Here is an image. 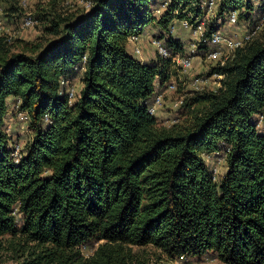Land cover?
Listing matches in <instances>:
<instances>
[{"label":"trees","instance_id":"16d2710c","mask_svg":"<svg viewBox=\"0 0 264 264\" xmlns=\"http://www.w3.org/2000/svg\"><path fill=\"white\" fill-rule=\"evenodd\" d=\"M0 3L5 15L24 8ZM158 4L92 0L41 15L52 39L0 36V248L20 252L21 264H148L135 249L147 246L171 259L264 264V41L256 34L213 66L219 87L197 91L179 108L187 118L162 125L148 108L172 64L142 59L131 38L156 24V38L185 52L172 23L196 25L206 11L201 0H172L158 15ZM254 6L218 0L217 15L242 19ZM218 28L213 20L205 36ZM9 98L30 132L23 146L5 127ZM220 153L217 178L208 160Z\"/></svg>","mask_w":264,"mask_h":264},{"label":"rangeland","instance_id":"374dc122","mask_svg":"<svg viewBox=\"0 0 264 264\" xmlns=\"http://www.w3.org/2000/svg\"><path fill=\"white\" fill-rule=\"evenodd\" d=\"M264 0H253L255 3L254 7H257V10L254 14H249L246 18H240L239 23L232 26L228 21L223 20L217 15V8L209 12L205 9L204 22L205 27H210L211 22L214 20L219 25V31L228 37H235L243 35L258 19L260 12H264L263 5ZM162 2L159 0L157 7L161 5ZM6 5L4 4V7ZM82 4L81 0H29L28 5L23 8V10L13 11L8 10L5 15L6 28L13 37L15 44L18 42H37L45 41L46 38L52 39L50 35L45 32L44 24L47 21L40 20L41 15L46 17H52L53 8H59L70 12L81 10ZM156 7V8H157ZM52 11V12H51ZM27 13H33L37 19V23L32 28H24L22 26L23 18ZM163 13V12H162ZM176 28L172 31V35L181 39L185 45V52L181 53H172L174 56L185 57L193 56L194 57V66L190 71L184 72L178 66L173 67V72L171 75V80L177 84L176 90L167 91L163 89L161 92L163 94L164 103L160 109L159 114L161 113L164 123L162 125H171L173 122H176L178 119H185L187 115V107L182 109H175L173 104L178 99H183L186 101L189 97L193 96L197 91L195 90V85L193 84L194 77L199 76L204 79H209L210 85L217 87L218 83L215 81V78L212 77L214 62L207 60L204 55L206 48H201V42H198L196 38L192 36V30L189 28H184L177 20L175 21ZM159 29L156 24H151L145 34L143 35L142 44L144 45L143 58L150 57V55L157 57V49L153 44L152 39L159 36ZM256 38L264 41V25L262 29L255 36ZM193 44H196L194 47ZM205 49V50H203ZM204 51V52H203ZM150 54V55H149ZM227 54V53H226ZM224 54V55H226ZM138 55V54H134ZM81 83L77 77L73 83L72 87L76 89V92H79L81 89ZM9 108L5 117V127L8 129L9 133L12 135L13 141L20 142L22 146L30 138V132L23 127L22 121L12 113L14 100L11 98L8 100ZM157 115V117L159 116ZM176 120V121H174ZM259 128L264 131V122L260 123ZM27 130V131H26ZM209 164L214 167L217 178L223 175L226 171V164L224 159V154H213L208 160ZM142 257L148 260V264H225L219 259L212 258L209 255L203 256H190V257H180V258H168L165 255L160 254L155 251L151 246L144 248H135ZM93 250L85 249L84 254L89 256ZM143 253V254H142ZM23 262V257L20 256V252H15L9 247L0 248V264H21Z\"/></svg>","mask_w":264,"mask_h":264},{"label":"built area","instance_id":"2783aa9c","mask_svg":"<svg viewBox=\"0 0 264 264\" xmlns=\"http://www.w3.org/2000/svg\"><path fill=\"white\" fill-rule=\"evenodd\" d=\"M172 0H162L161 5L156 9V13L161 15L164 10L168 8ZM29 3V0H21V5L25 8ZM81 4L85 9H89L92 6V0H81ZM201 6L206 8L209 12L213 11L218 6V0H201ZM190 16L191 14L188 13ZM184 28H189L192 30V36L197 39L198 42L207 45L208 48L205 51L204 57L207 60L215 63L217 65H224L230 55L238 48L243 47L246 43L251 41L253 37L262 29L264 25V14L261 16L259 21L253 24L243 35L235 36V37H228L221 33L219 30L213 32L209 36H205V22L199 21L196 25H192L188 19H182L178 21ZM229 24L234 26L239 23L238 13L236 11L232 12L229 16L228 20ZM37 23V20L33 13H27L26 16L23 18L22 26L24 28H32ZM176 28L175 22L172 23L170 32ZM2 35H10L8 29L6 28L5 23V9L4 6L0 3V36ZM140 37L133 36L131 38V42L134 46V51L138 54H142V47L140 44ZM153 44L156 46L158 57L161 58L163 61L168 59L171 62L172 67L178 66L182 69V71L187 72L190 71L194 66V57L193 56H185V57H178L174 56L169 48L166 47L164 43V39L153 38ZM195 47L196 44H193ZM227 53V54H226ZM226 54V55H224ZM85 60V59H84ZM79 66L75 67V70H78ZM212 77L215 78L218 85L217 87H213L209 83V79H204L202 77L196 76L194 77L193 84L195 85L196 91H205V90H212L215 91L219 87V80L223 78V75L218 73H213ZM177 84L169 78V80L165 83V85L161 88L166 89L167 91L176 90ZM69 96L71 99L75 97V89L72 87L69 90ZM183 99H178L174 104L173 107L175 109H179L181 104L183 103ZM164 103L163 94L157 93L152 100L148 110L152 115H157L160 112ZM19 116L26 120L27 116L24 115L23 112H19ZM176 121V120H174ZM20 152V145L18 144L15 149V155L18 156ZM18 160V157H17Z\"/></svg>","mask_w":264,"mask_h":264},{"label":"crops","instance_id":"0c3cea01","mask_svg":"<svg viewBox=\"0 0 264 264\" xmlns=\"http://www.w3.org/2000/svg\"><path fill=\"white\" fill-rule=\"evenodd\" d=\"M142 39H143V37H141V43H142ZM142 46H144V45H142ZM143 52H144V47H143ZM150 55V54H149ZM143 56V55H142ZM142 59H144V58H142ZM152 59H156V56H151L150 55V57H145V59L144 60H148V61H150V60H152ZM162 87H159L158 88V91H157V93H160V91H162V89H161ZM11 98H9V100H10ZM162 113V112H161ZM159 114V116L157 117L158 118V120L160 121V122H163L164 123V120L162 119V114Z\"/></svg>","mask_w":264,"mask_h":264}]
</instances>
